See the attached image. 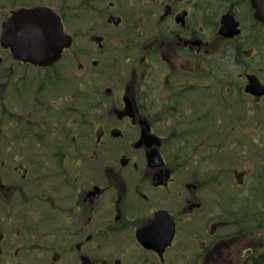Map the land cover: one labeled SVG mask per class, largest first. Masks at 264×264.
<instances>
[{"label": "flooded vegetation", "instance_id": "obj_1", "mask_svg": "<svg viewBox=\"0 0 264 264\" xmlns=\"http://www.w3.org/2000/svg\"><path fill=\"white\" fill-rule=\"evenodd\" d=\"M253 2L0 0V34L38 9L70 39L44 65L0 46V264H255L264 20Z\"/></svg>", "mask_w": 264, "mask_h": 264}, {"label": "water", "instance_id": "obj_2", "mask_svg": "<svg viewBox=\"0 0 264 264\" xmlns=\"http://www.w3.org/2000/svg\"><path fill=\"white\" fill-rule=\"evenodd\" d=\"M253 6L257 8V17L264 20V0H254ZM40 10L18 11L12 14L6 24L2 25L0 46L10 50L13 58L18 61L44 65L43 51L48 52L50 60L58 58L64 47L69 46L70 39L63 32L59 22L46 24L35 16ZM27 17L24 22L22 18ZM32 18H31V17ZM50 45V49L46 47ZM30 49L25 51V47Z\"/></svg>", "mask_w": 264, "mask_h": 264}, {"label": "trees", "instance_id": "obj_3", "mask_svg": "<svg viewBox=\"0 0 264 264\" xmlns=\"http://www.w3.org/2000/svg\"><path fill=\"white\" fill-rule=\"evenodd\" d=\"M255 264H264V253L263 254H256Z\"/></svg>", "mask_w": 264, "mask_h": 264}, {"label": "rangeland", "instance_id": "obj_4", "mask_svg": "<svg viewBox=\"0 0 264 264\" xmlns=\"http://www.w3.org/2000/svg\"><path fill=\"white\" fill-rule=\"evenodd\" d=\"M1 55H2V53H0V57H1ZM7 66V64L5 63L4 65H3V67H6Z\"/></svg>", "mask_w": 264, "mask_h": 264}]
</instances>
